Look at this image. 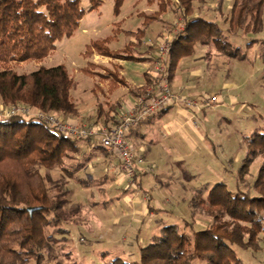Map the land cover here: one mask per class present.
Segmentation results:
<instances>
[{"label":"trees","instance_id":"16d2710c","mask_svg":"<svg viewBox=\"0 0 264 264\" xmlns=\"http://www.w3.org/2000/svg\"><path fill=\"white\" fill-rule=\"evenodd\" d=\"M102 1L88 0L89 6L84 8L81 0H0V64L6 65L0 69L2 104L23 103L46 111L78 113L70 93L73 81L63 64L41 65L29 73H18L7 64L42 60L56 48L57 41L72 35L86 12L96 9ZM113 1L117 11L121 0ZM196 1L203 0L174 2L185 24L170 47L169 79L178 59L190 54L195 42L213 41L219 51L228 46V53L223 50L224 53L238 55V47L231 48L217 22L195 15ZM221 1L217 3L219 10ZM263 7L264 0H232L226 32L234 35L238 30L260 31ZM258 41L264 39H251L247 45ZM79 140L32 118L0 117V264H63L54 258L51 243L58 240L56 234L68 238L71 232L62 211L68 191L57 187L51 197L46 186L48 174L43 175L39 169L59 167L74 175L83 162L71 169L65 167L64 158L72 157L65 149L77 152ZM244 140L247 148L236 170L238 179L249 173L255 158H262L251 184L254 194L236 185V190H231L223 178L203 185L196 188L198 194L190 196L187 205L183 204L187 210L180 215L173 211L176 223L163 222L145 243L136 241V235V243L129 242L122 256L90 264H242L233 246L257 251L258 234L264 231V130L255 129ZM197 204L203 205L211 217L208 226L200 227L191 221L192 208ZM28 208L33 209L29 212ZM181 223L187 229H181ZM51 227L53 230L46 232Z\"/></svg>","mask_w":264,"mask_h":264},{"label":"rangeland","instance_id":"374dc122","mask_svg":"<svg viewBox=\"0 0 264 264\" xmlns=\"http://www.w3.org/2000/svg\"><path fill=\"white\" fill-rule=\"evenodd\" d=\"M134 1L135 0H121V4L116 11L114 9V1L105 0L101 6H98L90 12H86L80 20L81 26L76 28L71 36L63 37L56 42L55 52L54 50L51 51L46 57L39 61L10 62L7 64V67L14 69L18 73H29L36 70L41 65L48 67L57 64H65L72 74H69L73 81L71 89H74L75 77L77 91H79V88L85 85L83 81V77L85 76L83 72H81V74H76L74 70H76L79 62H82L81 54L87 49V44H89L88 46L90 49V42L93 43L96 39H99V43H102L100 36L105 34L104 32L111 24L113 25L112 29H114L113 34L117 35L119 33L117 38L122 39L124 35L121 30L130 28L132 22L128 20L118 22L116 20H120L124 12L128 9H132L131 6ZM166 1V5H169V7L173 6L177 9L174 3L177 0H164L163 5L159 4L160 8L165 6ZM230 1L232 2V0H222L221 10L218 9V0L196 1L193 5L196 9L195 11L202 17L209 19L217 17V20L221 24L226 23L225 25L227 27L226 18L229 14L227 13V5ZM145 2L146 0H139L135 9L140 8ZM211 3L215 4L213 9L210 7ZM81 6L87 8L89 6L88 0H81ZM180 12L179 14L177 10L175 17H171L169 21L167 20V30L155 39H148L146 42L147 45L153 47L155 50L154 45L159 38H162L165 34L173 33L174 30L182 26L184 28L185 21L184 18L180 19L183 17L182 11ZM142 17L143 20L146 18L145 15ZM136 21L139 23L141 18H137ZM93 28L95 29L93 30ZM83 29H85V31H83ZM116 30H118V33H116ZM229 39L233 43V45L231 44V48L234 47V45L238 47V55L231 57L232 60H235L232 73L228 74V70L225 73L222 72L220 80L245 81L242 90L238 94L240 97L243 96V100H247L253 106L238 103L229 110L228 108L231 107V103L228 105L226 100L220 97L224 92L222 85H214L217 92L212 95L217 96L219 93L220 94L219 99L217 96L218 100L215 104V108L207 107L208 109H214L211 114L213 118L216 119L213 120L212 123L214 130L209 131L210 134L206 136L207 138L204 137L200 140L205 143V145L202 146L204 152L196 157L176 156L174 159H171V161L161 166L164 168L165 173L162 174L161 177L163 184L160 186L161 197L157 204L154 203L153 198H151L152 196H150L148 192L141 191L142 189L125 190V181L122 177L118 179V174L114 173V166L112 164L110 166L108 164V167L105 165L106 168H101L102 172L96 171L98 165L89 164L85 172L83 169L81 174L89 177L91 176L89 172H93L97 177H95V180L82 183H78L75 179L71 181L70 177L73 175H68L66 169L61 170L59 167H54L53 169L45 170L40 167L39 170L43 175L48 174L49 179L46 180V186L51 197L55 195L57 187H61L62 190L65 189L68 191L65 195L66 203L63 205L62 211L67 221V226L71 228V232L69 236L67 235L68 238H62L64 236L56 234L58 240L51 243L52 253L55 255L54 258L56 260H61L63 264H71L74 261L82 264H90L93 262L107 261L118 254L122 256L124 250L118 245L124 243L130 247V245H128L129 242L136 243V241H141V243H145L146 239H149V232L145 225L147 222H151L155 227H159V225L165 221L174 223L176 219L175 213L180 215V212L183 213L185 209L187 210L183 204L186 203L185 205H187L189 197L198 194L196 188L202 187L203 185L209 186L214 181H219V176L226 180L231 190L235 191V187L237 186L242 191L254 194L253 189H251V184L259 166L262 164V158L258 156L254 159L249 167V173L246 174L242 180L238 179L236 170L246 153L245 136L255 129L259 131L264 130V42L258 41L253 45H247V42L251 39H264V7L262 12V28L260 31L253 33L251 31L244 32L238 30L236 34L229 35ZM104 43L107 45V42ZM216 49L219 51L217 47ZM225 49L223 50L228 53V46H226ZM223 50L219 52L228 56ZM4 66L6 65L0 64V69ZM206 90L210 92L211 85H207ZM205 92L206 91H203L202 94L210 95V93ZM16 104L26 106L30 113L35 111L46 112L58 119L79 126L106 124L92 122L85 124L78 123L72 120V117L77 114L46 111L33 108L23 103L5 106L1 103V100L0 117ZM215 111L219 112V114L216 115L217 112L214 113ZM81 140L90 141L88 138ZM94 143L96 144V142ZM65 150L68 152L70 151L69 153L72 155L71 158H64L65 167L71 169L74 166L72 158L75 153L68 147ZM113 155L115 158L117 157L115 154ZM209 162L216 165L210 167L212 164L210 165ZM206 164H208L209 167H207ZM141 166L138 174V182L140 175L152 171L153 168L154 170L157 168L156 163H149L146 165L144 162ZM84 184H92L93 186L90 187ZM138 194H142V196L137 198ZM148 204L152 207L149 208ZM162 208L165 209V211H162ZM145 209H148L146 213L144 212ZM192 210L194 214L192 220H190L193 221L195 225L203 227L208 226L212 222L211 217L206 214L203 205L197 204ZM157 212H160V214ZM188 217L191 218L190 215ZM224 218H226V216ZM180 226L181 229H187L184 228L182 223ZM52 230V227L47 228L46 232H51ZM136 235L137 239L135 241L134 238ZM258 243L260 249L257 251L233 246V250L242 264H264V231L258 234ZM196 263L195 261L193 264ZM31 264H33V262H31Z\"/></svg>","mask_w":264,"mask_h":264},{"label":"crops","instance_id":"0c3cea01","mask_svg":"<svg viewBox=\"0 0 264 264\" xmlns=\"http://www.w3.org/2000/svg\"><path fill=\"white\" fill-rule=\"evenodd\" d=\"M138 1H134L131 6L132 9H128L127 13L124 12L120 20L115 19L118 22L124 20L132 22L130 28L121 30L124 35L122 39L117 38L119 36L118 30H116L117 35L113 34L114 29H112L113 25L111 24L104 32L105 34L100 36L102 43H99V39H96L93 43L90 42L91 48L89 49V44H87V49L81 54L82 62H79L74 71L76 74L83 72L85 85L77 91V82L74 77V89H71L70 93L77 106L78 113L72 117V120L83 124L91 122L97 124L114 123L136 101V98L142 93L143 89L145 88L144 90H146L153 82L154 48L147 45L146 42L148 39H155L167 30L168 21L171 17H175L177 10L173 6L169 7V5L160 8V0H146L144 5L140 6L138 10L137 8L135 9ZM227 6L229 11L231 1ZM210 7L213 9L215 4L211 3ZM194 12L195 15H199L197 11ZM143 15L147 17L144 20ZM137 18H141L139 23L136 21ZM209 20L220 24L223 35L233 45L226 32V23L221 24L217 20V17L210 18ZM80 26L81 22H79L77 28ZM104 42H107V45ZM216 47L213 41L207 44L195 42L192 46V52L178 59L173 75L169 79L171 88L182 95L198 97L199 95H203V91L210 93V95L215 94L217 91L214 85H222L224 92L221 94L223 96L220 95V97L226 100L228 105L231 103V107L228 108L229 110L238 103L253 106L247 100H243V96L240 97L238 94L242 90L245 81L220 80L222 72L225 73L228 70V74L232 73L235 60L220 53ZM234 47L236 46L234 45ZM55 51L56 48L54 49ZM66 70L68 74L72 75L67 67ZM150 80H152L151 83ZM207 85H211L210 92L206 90ZM219 94L217 95L218 99ZM215 106L212 107L215 108ZM213 110L202 108L199 111H194L182 107H169L165 111L148 118L128 132L127 141L134 152L144 157L146 165L149 163H156L157 165L155 170L153 168L152 171L145 172L139 177V189H142L141 191L143 192H148L152 196L151 198H153L154 203L157 204L161 197L160 186L163 184L161 177L165 173L164 168L161 166L176 156L196 157L203 154L204 148L202 146L205 143L200 140L204 137L207 138L206 136L210 134L209 131L214 130L212 123L216 118H213L211 114ZM78 146V151L73 154L72 159L74 165L80 162H83V164L70 177L71 181L75 179L78 183H82L95 180L97 175L95 176L93 172H89L91 174L89 177L81 174L83 169L85 172L89 164L98 165L96 171L102 172L101 168L108 167V164L109 166L111 164L115 165L118 161L117 157L115 158L113 154L101 149L93 141L79 140ZM82 159L83 161H81ZM209 163L210 165L212 164L211 162ZM105 165L107 166L105 167ZM214 165L216 164H212L210 167ZM206 166L209 167L208 164ZM222 178L219 176V179ZM84 185L93 186L92 184ZM141 196L142 194H138L137 198ZM147 211L148 209H145L144 212L146 213ZM145 225L149 232V237L159 230V227L153 226L151 222H147ZM118 246H121L122 250L128 247L124 243Z\"/></svg>","mask_w":264,"mask_h":264},{"label":"built area","instance_id":"2783aa9c","mask_svg":"<svg viewBox=\"0 0 264 264\" xmlns=\"http://www.w3.org/2000/svg\"><path fill=\"white\" fill-rule=\"evenodd\" d=\"M182 30L183 26L158 39L154 45L152 84L144 93L138 95L136 101L114 123L79 126L58 119L46 112L30 113L26 106L20 104L13 105L2 115L3 117L21 115L25 118H32L71 139L88 138L90 141L96 142L104 150L117 156L118 161L113 165V170L118 174L117 176L124 179L126 189H139L138 174L144 159L137 155L128 143V132L163 109L182 107L199 111L202 108L214 106L218 100L216 95L188 97L171 88L168 76L170 47L177 34Z\"/></svg>","mask_w":264,"mask_h":264},{"label":"water","instance_id":"95a60500","mask_svg":"<svg viewBox=\"0 0 264 264\" xmlns=\"http://www.w3.org/2000/svg\"><path fill=\"white\" fill-rule=\"evenodd\" d=\"M32 209H33V208H28L27 210H28L29 212H31V211H32Z\"/></svg>","mask_w":264,"mask_h":264}]
</instances>
